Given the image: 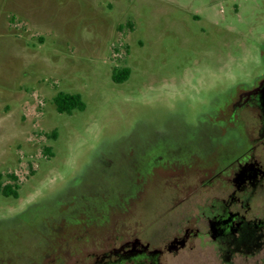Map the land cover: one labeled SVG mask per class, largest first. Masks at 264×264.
<instances>
[{
	"label": "rangeland",
	"instance_id": "rangeland-1",
	"mask_svg": "<svg viewBox=\"0 0 264 264\" xmlns=\"http://www.w3.org/2000/svg\"><path fill=\"white\" fill-rule=\"evenodd\" d=\"M255 38L264 0H0V173L19 186L0 194V264H96L91 250L123 236L144 195L243 150L241 127L225 126L216 161H145L175 142L173 119L194 122L216 90L262 73ZM60 91L80 94L84 109L58 113ZM173 91L191 109H173ZM179 212L145 210L124 250L155 243ZM127 258L109 262L138 264Z\"/></svg>",
	"mask_w": 264,
	"mask_h": 264
},
{
	"label": "flooded vegetation",
	"instance_id": "flooded-vegetation-1",
	"mask_svg": "<svg viewBox=\"0 0 264 264\" xmlns=\"http://www.w3.org/2000/svg\"><path fill=\"white\" fill-rule=\"evenodd\" d=\"M251 21L250 28H255L254 16ZM253 41L262 73L250 83H237L227 91L216 90L211 103L201 102L193 108L206 109L202 117L195 115L194 122H188L185 114L179 120L173 119L172 133L177 126V139L169 145L168 152L160 147L145 161H185L202 159L206 154L216 161L225 126L241 127L246 139L244 149L227 157L222 167L217 162L204 173H179L144 195L138 217L130 221L131 227L123 236L105 239L99 252L91 250L88 257L97 259L96 264H112L109 260L114 255L126 260L136 257L138 264L139 260L145 264H264V39ZM179 94L173 91V109H191L185 102L176 107ZM159 209L180 211L165 222L168 233L152 245L144 242L139 250H124L136 239L135 227L142 226L144 211Z\"/></svg>",
	"mask_w": 264,
	"mask_h": 264
},
{
	"label": "trees",
	"instance_id": "trees-1",
	"mask_svg": "<svg viewBox=\"0 0 264 264\" xmlns=\"http://www.w3.org/2000/svg\"><path fill=\"white\" fill-rule=\"evenodd\" d=\"M129 69L124 68L120 71H113L112 78L116 82L124 81L129 76ZM53 103L55 105V109L58 113H67L71 114L74 110H83L84 109V102L81 99L80 94L78 93H65V92H58L53 97ZM51 137L55 138L56 133L53 130L51 132ZM45 152L47 155L51 156L52 152L49 147L45 148ZM3 176V173H0V194L4 196H18V178L14 175V173H8V177L11 178L10 183L3 184L1 182V178Z\"/></svg>",
	"mask_w": 264,
	"mask_h": 264
},
{
	"label": "crops",
	"instance_id": "crops-1",
	"mask_svg": "<svg viewBox=\"0 0 264 264\" xmlns=\"http://www.w3.org/2000/svg\"><path fill=\"white\" fill-rule=\"evenodd\" d=\"M129 197H130V196H127V197L125 198V200H128V199H129ZM135 208H136V209H139V208H138V206H137V207H135Z\"/></svg>",
	"mask_w": 264,
	"mask_h": 264
}]
</instances>
